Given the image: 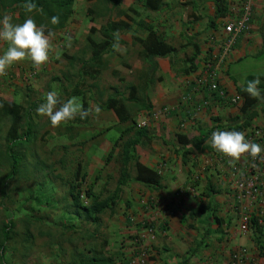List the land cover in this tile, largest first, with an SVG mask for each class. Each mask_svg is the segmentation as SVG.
Returning <instances> with one entry per match:
<instances>
[{
    "label": "crops",
    "instance_id": "obj_1",
    "mask_svg": "<svg viewBox=\"0 0 264 264\" xmlns=\"http://www.w3.org/2000/svg\"><path fill=\"white\" fill-rule=\"evenodd\" d=\"M244 1L228 0L226 14L220 15L214 0H164L159 11L148 10L144 0H119L117 5L104 0H75L67 25L55 33L52 44L56 51L65 46L66 37L72 38L70 52H64V48L59 54L56 89L59 93L68 90V75L73 73L74 87L81 82V86L85 85L82 91L92 98L89 105L101 107L98 117H88L82 126L89 130L96 128L92 136L107 129L95 138L100 151H110L127 125L120 122L113 109L106 107L104 102L110 96L138 98V101L127 99L126 106L138 124L148 127L153 135L152 140L143 138L136 150L142 163L160 173L162 185L154 188L136 180L132 169L131 180L123 186L127 199L121 204L123 211L118 220L127 259L134 253L137 238L150 249L148 264H231L232 252L242 247L248 248L249 264H264V198L238 199L233 191L249 156L246 154L234 162L240 167L238 170L234 164L218 159L221 153L206 144L213 131L232 130L229 121L240 114L244 101L239 88L246 87L249 76L264 83L261 69H254L259 70L254 74L243 64L245 61L251 64L264 50V0H253L249 30L239 36L229 57L220 65L221 86L230 96L239 95L240 101L234 104L213 98L209 105L193 113L182 105L193 80L204 73L206 60L219 52V45L227 35L225 24L241 16ZM89 14L93 18L87 23ZM103 16L106 17L103 24L124 20L129 28L118 31L123 51L116 52L113 48L106 51L102 62L91 66L92 70H100L92 77L84 74L82 56L87 54L86 50L91 55L87 41L91 29L95 28V36L101 37L99 29L103 24L98 25L96 18ZM150 29L162 34L176 49L157 57L158 69L149 74L150 64L143 57L144 47L139 38H147ZM56 51L50 53L45 65L39 70L34 67L25 78L42 70L49 75L55 65L51 57L55 60ZM104 72L110 75V82L101 80ZM30 83L37 85L33 80ZM44 88L49 91L48 84L42 85L41 90ZM97 96L103 100L96 103ZM206 98H210L208 92L195 96L199 101ZM144 102L151 108L144 107ZM163 107L173 111L157 114ZM257 112L252 127H264V104L257 106ZM178 134L186 135L191 142L183 146ZM204 136L206 139L200 143L198 138ZM118 155L119 149L113 160ZM261 177L264 180V172ZM199 206L206 210L191 214ZM243 210L251 214V228L247 232L240 228ZM149 225L155 227L154 238L150 237Z\"/></svg>",
    "mask_w": 264,
    "mask_h": 264
},
{
    "label": "rangeland",
    "instance_id": "obj_2",
    "mask_svg": "<svg viewBox=\"0 0 264 264\" xmlns=\"http://www.w3.org/2000/svg\"><path fill=\"white\" fill-rule=\"evenodd\" d=\"M8 14L12 15L13 23H19V11ZM92 18L89 14L87 23ZM96 19L101 25L106 17ZM6 48V43H0V54ZM63 51L70 52V48L64 46L56 52L61 54ZM85 53L82 58L87 59L89 52L86 50ZM51 59L55 65L49 75L42 70L25 78L34 68L30 59L26 58L13 64L7 75L0 77V98L17 101L27 110L31 108L24 122L28 121L33 126L29 139L18 148V172L7 179L10 164L5 157V136L11 119L0 115V145H3L1 151L4 155L0 157V222L10 216L16 223L10 247L5 252L6 259L11 264H71L84 247L94 245L104 246L105 252L115 257L116 264H127L126 244L121 238L122 227L118 220L119 213L123 211L121 204L127 199L123 191L116 206L117 217L110 213L102 215V224L98 229L91 219L81 218L74 213L69 199L70 185L79 163L89 173L84 187L91 184L96 173L101 171V179L95 185L96 191L106 190L107 194L115 189L120 164L116 160L106 163L109 151L101 152L99 141H95L107 129L92 136L97 129L82 127L83 121L77 119L60 127H52L47 117H41L35 111L47 92V88L41 90L45 84L49 85V91H56L61 100L72 96L78 97L82 103L87 101L89 104L92 100L87 92L82 95L74 92L76 79L73 73L68 75L69 89L59 93L55 78L60 76L56 64L61 59ZM249 63L245 61L243 64L251 73H258L259 70H254L256 68L264 72V50ZM109 77L104 72L101 80L110 82ZM84 87L80 85L78 90ZM94 100L97 103L103 98L97 96ZM25 128L24 124L22 131ZM112 135H115V129ZM4 186L8 195L3 201L1 189Z\"/></svg>",
    "mask_w": 264,
    "mask_h": 264
},
{
    "label": "trees",
    "instance_id": "obj_3",
    "mask_svg": "<svg viewBox=\"0 0 264 264\" xmlns=\"http://www.w3.org/2000/svg\"><path fill=\"white\" fill-rule=\"evenodd\" d=\"M214 1L217 6L218 14L225 15L227 12L228 0ZM26 2L27 0H0V16L4 13L19 11L20 17L17 18V21L22 23L26 18V15H28L23 8V4ZM32 2L35 3L38 8V11H34L30 14L32 18L38 25H47L48 29L55 32L67 25L73 12L75 0H32ZM104 2L117 5L119 0H104ZM144 2L148 10L159 11L163 6L164 0H144ZM90 13L93 12L90 11ZM53 16H59V23L56 25H52L50 22L51 17ZM126 28H129V23L124 20H109L99 29L101 36L99 38L95 36L97 33L96 29H91V33L87 38L90 45L91 55L83 62L85 75H92V77H95V73L100 72L98 69L92 70L91 66L100 64L102 62L103 54L112 48V43L114 42L113 34ZM135 39L137 38L135 37ZM139 39L144 47L143 57L150 64L149 74L156 72L158 69V64L156 62L157 57L165 56L176 49L166 41L162 34L155 32L153 29H150L147 38ZM254 77L255 76H249L248 81L254 80ZM81 84V82H78L76 85L74 90L76 94L84 93L82 90H78ZM258 87L261 92V99L250 98L244 91V88H239V92L243 96L244 101L241 106L240 114L229 121L232 130L243 131L252 127L253 119L258 114L257 106L261 103L264 104V83H260ZM132 89V92L134 93L136 87L133 86ZM127 99L138 101V98L131 95L129 98L110 96L104 102L107 108L115 111L121 123L127 124L126 127L123 128L121 135L114 142L113 148L106 156V163L111 162L117 153V149H119V157L116 159L120 164L119 177L115 189L109 191L107 194L106 190L100 192L96 191L95 185L101 179V171L96 173L94 181L91 184L84 187L83 185L87 182L89 173L86 170H83L81 163L78 164L74 171V178L69 189L70 205L73 207L74 213L81 218L91 219L92 223L96 225V229L102 224V215L106 213L113 215L116 212L117 202L123 191V186H125L132 178V169L136 172V180L154 188H159L162 185L160 173L156 169L145 165L139 159L136 150L137 144H139L143 138L152 140L153 135L148 127L139 125L137 120L131 115L126 106L125 101ZM83 105L85 108L89 106L87 101H84ZM143 106L151 108V105L146 102H144ZM31 110V108L27 110L17 101H9L0 98V115L8 116L11 119L10 127L5 136V157H7L10 164L7 179L14 177L18 172L20 160L18 148L29 139L33 128L30 122H24L26 113L29 115ZM77 120L84 122L86 119L81 120L77 118ZM24 124L26 128L22 131ZM206 136H208V134ZM206 136L198 138V141L202 143L206 139ZM178 140L183 146L191 142V140L184 134H178ZM2 146L3 145H0V157L4 156L1 151ZM111 177L112 176H110V178ZM7 195L8 191L4 186L1 189V197L3 201L6 199ZM205 210L206 208L204 206H199L192 210L191 214L194 215ZM15 226L16 223L10 216L0 222V264H11L6 259L5 252L10 247V242L15 233ZM71 264H116V259L113 255L105 252L104 246L95 247L94 245H87L80 254L73 258Z\"/></svg>",
    "mask_w": 264,
    "mask_h": 264
},
{
    "label": "clouds",
    "instance_id": "obj_4",
    "mask_svg": "<svg viewBox=\"0 0 264 264\" xmlns=\"http://www.w3.org/2000/svg\"><path fill=\"white\" fill-rule=\"evenodd\" d=\"M26 18L22 23H13L12 15L4 13L0 16V43H6L7 48L0 54V77L7 75L8 69L15 63L30 59L33 66L39 70L50 59V53L56 51L52 40L55 33L48 29L47 25H38L30 15L38 11L37 5L32 0H27L23 4ZM51 24L59 23V16L51 17ZM114 42L112 48L116 52H122L120 46V35L114 33ZM71 36L66 37L65 46L71 47ZM59 59V53H56ZM259 78L248 81L244 91L253 99H261ZM41 117H47L52 127L66 125L69 121L77 118L84 120L90 116H96L101 113V107L90 104L87 108L76 96L66 100H61L56 91H48L43 102L35 109ZM216 152L228 157V162L234 164L242 156L249 155L253 160L259 158L264 148L259 143L252 142L246 138L243 131L238 130H220L213 131L206 141Z\"/></svg>",
    "mask_w": 264,
    "mask_h": 264
},
{
    "label": "built area",
    "instance_id": "obj_5",
    "mask_svg": "<svg viewBox=\"0 0 264 264\" xmlns=\"http://www.w3.org/2000/svg\"><path fill=\"white\" fill-rule=\"evenodd\" d=\"M253 7V0H245L242 6L241 16L237 20L225 24L224 29L227 35L219 45V52L213 53L209 56L205 62L204 73L193 80L189 93L186 94L182 100V105L187 106L191 113H193L194 110H199L209 105L213 98L227 100L234 104L240 101L241 97L239 95L230 96L227 90L221 86L219 82V71L222 61L229 57L239 36L249 30L253 16ZM206 92L210 94L209 99L206 98L203 101L195 99L196 94ZM171 111H173V109L163 107L157 112V114H170ZM245 134L248 140L259 143L261 147L264 148V127H252ZM217 157L218 159L220 158L221 161L229 160V158L223 154H219ZM233 167L240 170V167L237 164H234ZM244 167V171L241 172L240 177L233 185V191L236 197L238 199L254 196L264 198V180L260 179L264 172V152H262L261 156L255 160L249 156L247 165ZM250 224V212L247 210L241 211V230L247 232L250 228ZM147 227L151 235L150 237L154 238L155 227L153 225ZM134 243V253L128 259V264H148L151 259L149 247L142 240L137 238L134 240ZM248 253V248L246 247L234 250L231 254V264H249Z\"/></svg>",
    "mask_w": 264,
    "mask_h": 264
}]
</instances>
